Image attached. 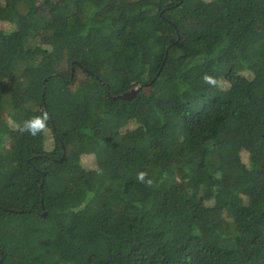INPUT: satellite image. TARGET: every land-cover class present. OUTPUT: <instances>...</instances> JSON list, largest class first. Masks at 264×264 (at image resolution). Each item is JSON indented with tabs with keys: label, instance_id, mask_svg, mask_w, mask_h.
Here are the masks:
<instances>
[{
	"label": "trees",
	"instance_id": "1",
	"mask_svg": "<svg viewBox=\"0 0 264 264\" xmlns=\"http://www.w3.org/2000/svg\"><path fill=\"white\" fill-rule=\"evenodd\" d=\"M0 264H264V0H0Z\"/></svg>",
	"mask_w": 264,
	"mask_h": 264
},
{
	"label": "water",
	"instance_id": "2",
	"mask_svg": "<svg viewBox=\"0 0 264 264\" xmlns=\"http://www.w3.org/2000/svg\"><path fill=\"white\" fill-rule=\"evenodd\" d=\"M137 88H138V87L133 88V89L127 91V92H124V93H122V94L117 95L116 97H118V98H123V99H124V98H129V97H131V96L136 92Z\"/></svg>",
	"mask_w": 264,
	"mask_h": 264
},
{
	"label": "rangeland",
	"instance_id": "3",
	"mask_svg": "<svg viewBox=\"0 0 264 264\" xmlns=\"http://www.w3.org/2000/svg\"><path fill=\"white\" fill-rule=\"evenodd\" d=\"M86 161H87V163L92 164V160L90 158L84 159V162H86Z\"/></svg>",
	"mask_w": 264,
	"mask_h": 264
},
{
	"label": "clouds",
	"instance_id": "4",
	"mask_svg": "<svg viewBox=\"0 0 264 264\" xmlns=\"http://www.w3.org/2000/svg\"><path fill=\"white\" fill-rule=\"evenodd\" d=\"M40 127L42 128V127H43V125H42V124H40ZM37 130H39V129H37ZM33 134H35V132H34Z\"/></svg>",
	"mask_w": 264,
	"mask_h": 264
}]
</instances>
